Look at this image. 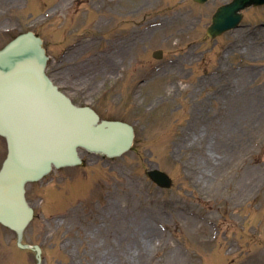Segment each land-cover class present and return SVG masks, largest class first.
Instances as JSON below:
<instances>
[{"label":"rangeland","instance_id":"1","mask_svg":"<svg viewBox=\"0 0 264 264\" xmlns=\"http://www.w3.org/2000/svg\"><path fill=\"white\" fill-rule=\"evenodd\" d=\"M226 1L0 0V46L35 30L75 101L136 129L122 157L81 151L28 187L43 264H264V6L210 38ZM0 264H37L1 225Z\"/></svg>","mask_w":264,"mask_h":264},{"label":"water","instance_id":"2","mask_svg":"<svg viewBox=\"0 0 264 264\" xmlns=\"http://www.w3.org/2000/svg\"><path fill=\"white\" fill-rule=\"evenodd\" d=\"M204 1V0H199ZM264 0H235L222 7L209 33L215 36L233 27L238 10ZM48 56L41 37L22 33L0 49V134L8 141L9 154L0 172V222L18 233L33 217L26 197V183L38 180L52 167L79 162L82 145L109 155L128 150L133 127L122 122L103 121L91 110L71 105L46 75ZM152 176L165 185L171 181L160 171ZM38 258L40 260V249Z\"/></svg>","mask_w":264,"mask_h":264},{"label":"bare ground","instance_id":"3","mask_svg":"<svg viewBox=\"0 0 264 264\" xmlns=\"http://www.w3.org/2000/svg\"><path fill=\"white\" fill-rule=\"evenodd\" d=\"M57 9H58V8H57ZM50 12H52V10H51ZM50 16H51V14H50ZM137 245H139V244H137Z\"/></svg>","mask_w":264,"mask_h":264}]
</instances>
